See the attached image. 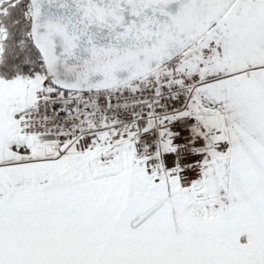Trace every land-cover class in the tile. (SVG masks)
<instances>
[{"label": "snow or ice", "instance_id": "snow-or-ice-1", "mask_svg": "<svg viewBox=\"0 0 264 264\" xmlns=\"http://www.w3.org/2000/svg\"><path fill=\"white\" fill-rule=\"evenodd\" d=\"M0 264H264V0H0Z\"/></svg>", "mask_w": 264, "mask_h": 264}]
</instances>
